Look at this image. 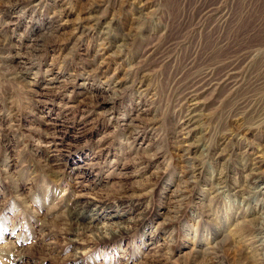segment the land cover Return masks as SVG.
<instances>
[{"label": "rangeland", "instance_id": "374dc122", "mask_svg": "<svg viewBox=\"0 0 264 264\" xmlns=\"http://www.w3.org/2000/svg\"><path fill=\"white\" fill-rule=\"evenodd\" d=\"M263 69L264 0H0V264H264Z\"/></svg>", "mask_w": 264, "mask_h": 264}, {"label": "bare ground", "instance_id": "6f19581e", "mask_svg": "<svg viewBox=\"0 0 264 264\" xmlns=\"http://www.w3.org/2000/svg\"><path fill=\"white\" fill-rule=\"evenodd\" d=\"M246 63V62H245ZM251 63V61H248L247 62V64L242 68V70L243 69H246L247 70V67H248V65ZM252 64H254V63H252ZM252 66V65H251ZM237 67V66H236ZM250 69V68H249ZM248 69V70H249ZM264 70V69H263ZM233 70H230L229 72H228V74H225V78L221 81L222 83L223 82H232V80H233V78H234V76H236V75H239L238 73H240V72H237L236 73V71H233ZM238 71V70H237ZM251 72V71H250ZM249 72V73H250ZM262 72V71H261ZM264 72V71H263ZM202 77V80L199 82V83H197V85H195L189 92H188V94H187V98L185 99V100H187V99H190V102H193V100H191L192 99V97H193V95H194V93L195 92H197L198 91V88H199V86H210V85H215V82H218V81H220V80H217V79H215L214 78V76H213V74H211V73H209V72H207V73H204V74H202L201 75ZM237 79H238V77H237ZM196 80H197V78H196ZM235 80V79H234ZM246 80L245 79H243L242 77H239V79H238V82H240V84H244V83H246L245 82ZM249 83V82H248ZM196 84V83H195ZM261 84H264V73L261 75V79L259 80V81H256L255 83H253V84H251V88H252V90L254 91V92H256L257 93V90H258V92H259V90L261 89ZM249 85H250V83H249ZM198 86V87H197ZM208 88V87H207ZM250 89V88H249ZM259 94V93H258ZM251 95H253V96H250V97H248V98H246V99H242V100H240L239 102H238V105H235L234 106V110H233V113H234V115H236V116H238V117H241V116H246V115H248L249 117H250V119L252 120H254V119H259L260 117H261V115H259V114H261V112H263V109L261 110V111H255V110H251V109H253V107H256L257 105H255L256 104V102L258 101L257 99H256V94H251ZM185 97V96H184ZM254 97V98H253ZM251 98V99H250ZM188 101V100H187ZM252 103H254V105H252ZM254 112H256V114L254 113ZM192 113H193V110H192V105H189L188 106V109H187V116H185L186 118H185V121H187V118H188V123H189V120H191V116H192ZM246 114V115H245ZM263 114V113H262ZM260 120V119H259ZM183 140V139H182ZM258 163L257 162H255V163H253L252 165H250V167H245V169L246 170H248L249 172V174H250V176L253 178H255V176L258 174L257 172H256V165H257ZM189 167V166H188ZM192 167V166H191ZM192 169V168H191ZM191 169L189 168V169H187V172H185V176L187 175V176H193V175H191V173H189V171H191ZM184 181L182 182V186H183V189H184ZM224 187L223 186H221L219 189H223ZM174 195L175 196H177V197H181V195L184 193V191H181V189H175V191H174ZM264 213V212H263ZM80 217V215L79 214H77V212H72V220H71V222H74L76 219H77V217ZM258 224H259V226L256 228H254V231H256L257 232V235H259V234H263V232H264V215L262 216V218H261V221H259V222H257ZM257 223L255 224V225H257ZM115 226V225H114ZM113 226V227H114ZM78 227H81L83 230H86L87 228H89L88 226H83V225H78ZM87 227V228H86ZM80 229V228H79ZM118 229V230H117ZM124 228H122V227H116L115 228V230L113 229H110V226H108V225H101V228H99L98 229V231H97V235H94V236H96V237H98L99 239V241H103V240H108L109 241V237H110V239H112V238H115V237H112L110 234H112V235H115L116 237L117 236H120V235H122V233H123V230ZM110 230H112V231H110ZM237 230V229H236ZM109 231H110V234H108L109 233ZM125 231V230H124ZM110 235V236H109ZM231 244H233V243H231ZM236 246H237V244H235ZM234 244H233V246H235ZM251 245V244H250ZM250 245H247V248L245 249V248H240L239 247V253H238V256H239V258L238 259H236V260H238V261H241L242 259H243V263H244V261L246 262V260L248 261L247 263H256V261H255V259H253V257L250 255L251 254V252H254V251H256V249L254 248V247H257V246H254V247H251ZM243 246H245V245H243ZM242 246V247H243ZM258 247H261V245L260 246H258ZM234 248V247H233ZM234 249H236V247L234 248ZM249 249V250H248ZM251 249V250H250ZM237 250H238V248H237ZM246 250H248V252H246ZM236 252V251H235ZM237 253V252H236ZM250 255V256H249ZM235 256H237V255H235ZM234 256V257H235ZM235 261V260H234ZM237 261V262H238ZM235 263V262H234ZM241 263H242V261H241Z\"/></svg>", "mask_w": 264, "mask_h": 264}]
</instances>
